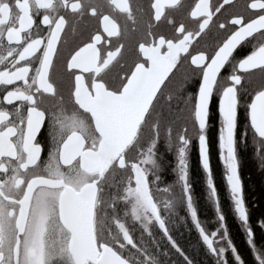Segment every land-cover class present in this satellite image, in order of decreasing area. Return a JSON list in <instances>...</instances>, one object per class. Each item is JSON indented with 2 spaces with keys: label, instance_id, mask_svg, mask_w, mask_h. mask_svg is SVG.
Instances as JSON below:
<instances>
[{
  "label": "snow or ice",
  "instance_id": "snow-or-ice-1",
  "mask_svg": "<svg viewBox=\"0 0 264 264\" xmlns=\"http://www.w3.org/2000/svg\"><path fill=\"white\" fill-rule=\"evenodd\" d=\"M236 8V0H150L146 11L130 0H0V264H129L122 250L135 242L110 215L121 202L137 221L143 215L166 231L145 172L151 149L137 162L129 163V154L141 145L145 128L149 143L191 113L204 128L216 91L227 126L222 148L232 157L241 94L257 72L264 81V0ZM169 10L187 14L173 19ZM86 17L99 27L63 56L66 30L75 32ZM162 20L172 26L171 37L156 31ZM213 29L223 38L197 50ZM137 33L135 59L128 63L126 42ZM246 42L251 54L237 59ZM62 58L66 79L57 80ZM192 75L200 77L198 97L173 113ZM165 95L166 111L160 106ZM14 104L11 111L5 107ZM249 111L264 136V82ZM45 133L50 143L41 142ZM200 141L203 149V136ZM229 182L233 193L241 192L234 164ZM110 220L122 241L113 239Z\"/></svg>",
  "mask_w": 264,
  "mask_h": 264
},
{
  "label": "trees",
  "instance_id": "trees-1",
  "mask_svg": "<svg viewBox=\"0 0 264 264\" xmlns=\"http://www.w3.org/2000/svg\"><path fill=\"white\" fill-rule=\"evenodd\" d=\"M212 132L215 138L214 135L211 136ZM212 132L209 127L205 130L208 139L209 177L216 203L210 196L207 176L199 162L198 131L195 130L190 146L185 149V183L180 181V175L177 174L179 166L176 147L159 145L153 152L157 157L158 171L156 177L152 176L149 181L154 179L153 182L164 185V190L161 191L165 193L171 191L176 198L175 201L178 202L174 208L168 209V214L163 215L160 211L166 231L149 234L142 231L123 208H117L115 214L110 213L112 217L126 224L135 242V248H138V250L133 249L136 255L130 257V262L134 264H264V144L260 150L256 147V144H262L264 141L255 137L243 116L237 115L233 143L237 177L241 185L240 198L246 214L245 221H242L235 213L234 203L225 180V171L215 159L217 132L216 130ZM174 185L178 186L176 190H168ZM173 200H171L172 205ZM188 202L191 209L187 207ZM193 210L195 219L192 215ZM200 232L214 240L222 236L224 242L221 260L216 261L209 254Z\"/></svg>",
  "mask_w": 264,
  "mask_h": 264
},
{
  "label": "flooded vegetation",
  "instance_id": "flooded-vegetation-1",
  "mask_svg": "<svg viewBox=\"0 0 264 264\" xmlns=\"http://www.w3.org/2000/svg\"><path fill=\"white\" fill-rule=\"evenodd\" d=\"M130 2L134 5V6H139L142 7L143 9H145V11L148 8V4L150 2V0H130ZM183 2L186 5H194L195 2H198V0H183ZM247 2V0H236V4H237V8L234 9L233 11H242L243 10V6L244 4ZM170 12V17L173 19H182L184 15L187 14V12L182 13V14H176L175 12L169 10ZM114 16H116V18L119 20V22L123 25L125 23L123 17H121L118 13H113ZM69 19L71 20V17H69ZM146 19V17H145ZM130 23V22H129ZM99 27L98 22L95 19H88L87 17L84 19V21L79 24L76 28V31L73 32L71 31V29H67L66 30V34H64L63 36V40H66L67 43H62L61 47H62V52H63V56H67L68 52H70L71 50L77 48L78 46L82 45L83 41H86L89 37L90 34H93L96 32L97 28ZM189 27H195L194 24H189ZM102 31V28H101ZM156 31L171 37L173 35V29L172 26L167 25L166 22H164L163 20L161 21L159 27L156 29ZM223 38V34L222 33H217L215 29H213L212 33L206 37L204 40L200 41L199 46L197 47V50H201L204 48L205 45H207L210 48L214 47L216 42L219 39ZM139 39V34H133L130 35L128 41L126 42V46L128 47L129 51L126 55V61L128 63H131L132 60L135 59V56L132 52V49L135 47V43L136 40ZM113 43H115V38H113ZM252 46L251 44H248L247 42L241 47L238 48L237 51L234 53V56H236L237 59H243L245 58L247 55H250L252 52ZM190 51H192L190 49ZM2 67V66H0ZM184 70H189V65L185 64L184 65ZM184 70H182L179 73H176V81L178 82L179 80L182 79L183 75H184ZM174 72H176V70H173ZM222 75L227 76L230 74V70H222ZM54 78L57 80H65L66 79V73L64 71V67H63V58L57 62L56 65V69L54 72ZM111 78V76H110ZM252 84L251 85H247L246 87L248 88V92L246 93H242L241 94V98H240V104L239 107L237 109V113L234 119V130L236 128V122H237V115H241L243 116L244 120L247 121V124L249 126V122H248V113H249V105L251 104L252 100L254 99V95H255V91L259 89L260 85L262 82V79L260 77V74L257 72L255 76L252 77ZM200 77L198 75H192L191 79L188 80V82L185 84L181 94H180V99L177 100L174 104L171 105V111L173 113L176 112H184L185 111V103L186 102H190L193 100V103H195V99L196 97H198V93H199V88H200ZM167 83V81H166ZM175 83H173V85L170 86V90L173 89L175 87ZM11 88V86H9ZM3 92L0 91V98H2L3 96ZM64 94L65 96H67V90L64 89ZM219 95L217 94L216 91H214L213 96L211 97L210 101H209V106L207 107V117H206V126L205 129H207V127H209L211 129V132L214 130H216L217 135H216V147H217V151H216V155H215V159L216 161L220 162L221 166L223 167V162H227V150L221 148V137L223 135V129H224V125H225V121L221 116V112L219 109ZM19 102H16V104H18ZM166 95L165 96H161L160 97V106L161 108L166 111ZM5 107H7L10 111L13 110V108L15 107V104L12 106H8L5 105ZM189 112H191V106L189 104ZM211 116V118H210ZM245 116V117H244ZM250 128V126H249ZM164 129V128H162ZM198 130V127L196 125L195 122V113H191L190 115L186 116L185 119L177 124L175 127H170L169 129H167L166 131H168V135L169 138L167 140H169L168 142H164L166 140H162L163 145L168 146V144H171L173 147H176V151L178 156L181 153H184V157H185V149L188 148L191 144L192 138H191V133L189 131L191 130ZM180 131L179 134H175L173 132L175 131ZM251 130V129H250ZM42 131H44L42 129ZM234 132V131H233ZM213 132L211 133V136H213ZM206 136V134H205ZM224 136V135H223ZM176 137V138H175ZM215 138V135L213 136ZM151 138V131L150 128H145L144 129V133H143V138L141 141V145L139 146V148L137 149V151L133 150L132 152H130L129 154V163L132 162H137V157L139 155V153H144V147L145 146H156L157 144L159 145V141L154 139L153 141H151V143H149V140ZM38 140H40V136L37 137ZM207 139V136H206ZM42 143H50V138L47 137L46 133H45V139L43 141H41ZM162 145V144H160ZM207 147H208V139H207ZM154 152V150H153ZM44 158H46V152L45 154H43ZM153 157L155 162L157 161V157L154 155L153 153ZM235 157V154H234ZM185 169V168H184ZM180 170V167H179ZM227 172V171H226ZM225 172V175H226ZM124 174V170H118V175H123ZM128 174H132L130 171L128 172ZM134 175V174H132ZM147 175V179L149 178L148 174ZM180 175V173H179ZM181 178V177H180ZM133 186H135L134 184V180H133ZM126 206H128L127 204H125ZM124 206V203H123ZM118 207V206H117ZM137 225L139 226V228L142 229V231L146 232V233H151V232H155V231H159V224L157 222H152V223H147L144 224L142 222V220L137 221ZM123 222V221H121ZM124 223V222H123ZM109 227L112 230V222H109ZM118 230V229H117ZM160 232V231H159ZM117 237L121 238L122 241V237L121 234L116 235L115 233L113 234V239H116ZM211 249H209V247L206 245V243L203 244L206 247L207 251L209 252V254L211 256H213L216 261L221 260L222 258V245H218V243L216 242V240H214L213 238H211ZM133 249L138 250V248H127V246L125 245L123 251V255L125 256V258L129 261V264H134L132 262H130V257L133 255H136L133 252Z\"/></svg>",
  "mask_w": 264,
  "mask_h": 264
},
{
  "label": "rangeland",
  "instance_id": "rangeland-1",
  "mask_svg": "<svg viewBox=\"0 0 264 264\" xmlns=\"http://www.w3.org/2000/svg\"><path fill=\"white\" fill-rule=\"evenodd\" d=\"M198 131V130H197ZM190 133H191V138H192V135H193V133L195 132V129L194 130H191V131H189ZM173 133H175V134H179L180 133V131L178 130V131H175V132H173ZM198 134H199V132H198ZM196 134H194V136H195ZM223 136V135H222ZM169 138V135H168V131H166V130H164V129H161V132L157 135V137L155 138L156 140H158L159 141V145L160 144H162L163 145V141L164 140H166V141H164V142H168L169 140H167ZM176 138V137H175ZM170 139V138H169ZM163 140V141H162ZM221 144H222V142H221ZM264 143H260V144H256V147H257V149H259L260 150V148H261V146L263 145ZM159 145L157 144L156 146H154V147H152V146H145L144 148V152H147L149 149H151V159L150 160H148L147 161V163H146V165H145V172H146V174H148V176H149V178H148V181H149V179L152 177V176H154V177H156V175H157V171H158V166H157V162H155V160H154V157H153V150H155L157 147H159ZM166 146V145H165ZM168 146L169 147H171V148H173V146L171 145V144H168ZM221 148H222V145H221ZM224 148H222V150H223ZM234 154H235V151H234V149H233V154H232V157L231 158H229L228 157V154H226V156H227V162H223V169H224V171L226 172L227 171V165H228V162H229V160H232V158H233V156H234ZM178 166L180 167V170L178 169V171H177V174L178 173H180V176L179 177H181V178H179L180 179V181L181 182H183V183H185V179H186V162H185V157H184V153H181L179 156H178ZM185 168V169H184ZM153 180L154 179H152L151 181H152V185L150 186V190H151V192H152V195H153V197H154V199H155V202L157 203V206H158V208H159V210L161 211V213L163 214V215H166V214H168L167 213V211H168V209H172V208H174L176 205H177V203L178 202H176L175 201V197L173 196V194H172V192L170 191V192H168V193H165V192H163V191H161V190H164V185H160L159 183H157V182H153ZM225 180H226V183H227V181H228V179H226V175H225ZM151 181H149V182H151ZM178 187V186H177ZM176 185H174V186H171L168 190H176ZM186 189V188H185ZM230 192V191H229ZM230 194H231V198H232V200H233V196L235 197V201L233 200V203H234V210H235V213L238 215V217L242 220V221H245V217H242L241 215H240V212H238L239 210V208L240 207H242L243 208V205H242V203H238L237 201H239L240 200V194L238 193H234L233 194V192H230ZM210 196H211V198H213L212 197V195L210 194ZM172 199H174L173 200V205H172V203H171V200ZM172 205V207L170 208V206ZM185 205H186V203H185ZM190 203L188 202L187 203V207H189V209H191L190 208ZM117 208H123V209H125V211L127 212V214L131 217V219L135 222V223H137L135 220V218L131 215V211H130V206L128 205V206H126L125 204H124V206H123V203L121 202V203H118V207ZM112 218H114L115 219V217H112ZM113 219V220H114ZM146 217L145 216H143L142 215V218H141V220H142V222L144 223V224H147V222H145L146 221ZM111 221V220H110ZM154 222V221H153ZM126 225V224H125ZM112 226H114L113 228H112V234H116V235H119L120 233H119V230H117L116 228H115V225L112 223ZM200 230V229H199ZM159 231L160 232H163V229H161L160 228V226H159ZM201 232H202V230H200ZM201 232H200V236H201V238L202 237H206V235L204 236L203 234H201ZM164 234V233H163ZM222 237V236H221ZM221 237H219V238H217V239H215L216 240V242L218 243V245H223V239H221ZM211 238L212 237H208V240H211ZM203 241H204V243H206V245L209 247V249L210 250H212L211 249V245H209V243H208V241L207 240H205V238H203L202 239ZM222 251H223V249H222ZM223 254V253H222ZM258 257H259V259L261 258L260 257V254H258ZM261 260V259H260ZM262 263V262H261Z\"/></svg>",
  "mask_w": 264,
  "mask_h": 264
},
{
  "label": "water",
  "instance_id": "water-1",
  "mask_svg": "<svg viewBox=\"0 0 264 264\" xmlns=\"http://www.w3.org/2000/svg\"><path fill=\"white\" fill-rule=\"evenodd\" d=\"M221 116H222V114H221ZM206 117H207V108H206ZM222 118H223V116H222ZM195 122H196V125L198 127V130L200 132V134L198 136V139H197V151H198L199 162H200V165H201L203 171L205 172V175L207 176V186H208V188L210 190V194L212 195L213 200L216 203L215 194H214V191H213V188H212V185H211V181H210V177H209V175H210V171H209V161H208V166L207 167H205V165H204V159H205V157L208 160L207 139H206V136H205V133H204L205 127L202 128V129L199 127V117L196 115V113H195ZM248 122H249L250 129L254 133V135L256 136V138H258L260 140H264V136H260L259 133L256 131V129L252 125L251 117H250V111L248 113ZM205 126H206V124H205ZM226 127L227 126H226V122H225L224 129H223V135L224 136L226 135ZM233 131H234V128H233ZM202 136L204 137L203 149H202V145H201V141H200V138ZM233 164L235 165L236 175H237V167H236V161H235V157L234 156H233L232 160H229L228 165H227L228 166L227 167V172H226V179H228V181H227V187H228V190L230 192H233L232 191L231 184L229 182V177L232 175V165ZM233 200L235 201V197L234 196H233ZM239 203H241V198L239 200Z\"/></svg>",
  "mask_w": 264,
  "mask_h": 264
}]
</instances>
